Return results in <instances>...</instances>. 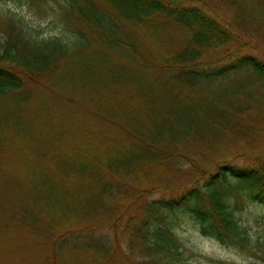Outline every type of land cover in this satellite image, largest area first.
<instances>
[{
    "label": "rangeland",
    "instance_id": "1",
    "mask_svg": "<svg viewBox=\"0 0 264 264\" xmlns=\"http://www.w3.org/2000/svg\"><path fill=\"white\" fill-rule=\"evenodd\" d=\"M217 12L232 21L231 11ZM66 14L64 0H0V46L20 32L74 42L81 26ZM149 25L124 28L119 38L130 48L81 39L58 68L27 74L23 90L0 98V264H139L135 226L151 202L178 197L219 165L249 167L264 157V107L236 114L225 102L238 100L224 96L226 87L245 76L182 84L175 65L159 67L189 46L188 30L165 17ZM258 41L210 51L202 69L249 54L264 59ZM210 112L227 117L214 124ZM151 146L158 160L142 161ZM110 153L141 169L113 181L103 162ZM82 158L126 193L109 203L98 196L92 189L102 182L92 167L80 168ZM237 216L250 238L244 247L222 244L178 213L173 228L185 263L264 264V205L251 201Z\"/></svg>",
    "mask_w": 264,
    "mask_h": 264
},
{
    "label": "trees",
    "instance_id": "2",
    "mask_svg": "<svg viewBox=\"0 0 264 264\" xmlns=\"http://www.w3.org/2000/svg\"><path fill=\"white\" fill-rule=\"evenodd\" d=\"M64 1L67 5V17L81 26L76 28L77 38L74 42L59 38L39 42L25 38L21 32L12 33L6 44L0 46L4 50L0 54V98L23 90L27 74L40 75L54 65L58 68L59 61L63 63L72 57L81 39L86 44H91L92 39H98L102 45H122L130 48L119 38L120 33L125 31L124 28L150 27L149 21L165 17L188 30L190 44L168 59L160 69L166 70L171 68V64L175 65L173 78L189 87L208 85L233 75H244V81L226 87L224 95L237 97L238 100L231 104V101L223 100L224 97L220 99L226 105H235L233 110L236 114H245L254 105L264 107V59L260 56L243 55L236 61L215 69H202L210 64L209 61H203L210 51L234 43L241 49L240 46L245 45L247 38L257 41L263 39L264 43V3H250L248 0ZM220 8L232 12L231 22L219 16L217 11ZM211 115L214 124H221L227 117L224 114L219 115L220 117ZM152 148L153 146L150 154L146 153V159L142 161L158 160L159 154H155ZM82 160L83 158L79 160L80 168L92 167L89 170L94 180L102 182L99 188L92 190L98 196L104 195L108 203L120 193H126L125 189L128 190L122 185L121 189L115 182H121L131 172L139 171V166L142 165L140 162L131 161L122 163L115 153H110L103 162L108 168L107 175L115 182L107 184L106 174V177L103 174H92L95 168L89 162L82 164ZM251 201L264 205V157L249 167L219 165L206 176L203 183L185 188L178 197L154 200L145 209V220L140 224L136 222L135 226V238L141 242L139 264H186L185 247L173 228L174 217L178 213L188 215L197 222L203 234L216 238L222 244L246 246L250 238L237 213ZM102 208L105 209L106 206L103 205ZM75 221L77 218L72 217L67 220V224Z\"/></svg>",
    "mask_w": 264,
    "mask_h": 264
}]
</instances>
